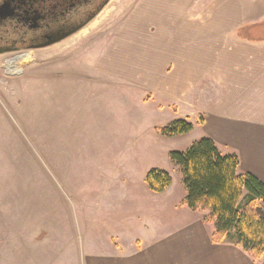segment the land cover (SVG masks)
Returning <instances> with one entry per match:
<instances>
[{
    "label": "rangeland",
    "instance_id": "rangeland-1",
    "mask_svg": "<svg viewBox=\"0 0 264 264\" xmlns=\"http://www.w3.org/2000/svg\"><path fill=\"white\" fill-rule=\"evenodd\" d=\"M141 4L110 0L67 39L0 54V223L23 221L25 239L44 230L45 242L61 246L62 234L81 240L80 230L95 242L89 253L111 254L117 244L108 237L117 228L128 250L129 235L143 238L144 224L179 230L201 213L180 206L186 191L169 157L184 152L199 130L161 135L160 127L182 118L173 104L141 96L134 79L102 67L109 65V38ZM153 168L170 174L168 192L149 188Z\"/></svg>",
    "mask_w": 264,
    "mask_h": 264
},
{
    "label": "crops",
    "instance_id": "crops-1",
    "mask_svg": "<svg viewBox=\"0 0 264 264\" xmlns=\"http://www.w3.org/2000/svg\"><path fill=\"white\" fill-rule=\"evenodd\" d=\"M263 23L264 0H143L109 38L103 52L109 65L102 67L134 79L141 96L172 103L193 123L184 135L199 130V138L238 156L239 171L264 182ZM196 211L179 230L144 224L145 238L129 235L128 250L119 245L117 228L108 237L116 248L103 255L88 252L95 242L80 230L81 240L62 234L58 246L45 242L44 230L19 235L23 221L0 223V264H262L235 245L213 243L212 224Z\"/></svg>",
    "mask_w": 264,
    "mask_h": 264
},
{
    "label": "trees",
    "instance_id": "trees-1",
    "mask_svg": "<svg viewBox=\"0 0 264 264\" xmlns=\"http://www.w3.org/2000/svg\"><path fill=\"white\" fill-rule=\"evenodd\" d=\"M192 129V122L178 118L159 132L171 137ZM169 157L182 175L186 195L181 204L204 213L203 220L213 226L211 241L230 243L253 260L260 259L264 255V182L250 172L239 171L238 156L222 153L207 136L192 141L184 152L170 151ZM171 180L170 174L159 168L145 176L155 193L164 191Z\"/></svg>",
    "mask_w": 264,
    "mask_h": 264
},
{
    "label": "flooded vegetation",
    "instance_id": "flooded-vegetation-1",
    "mask_svg": "<svg viewBox=\"0 0 264 264\" xmlns=\"http://www.w3.org/2000/svg\"><path fill=\"white\" fill-rule=\"evenodd\" d=\"M109 1L0 0V52L38 49L67 39L90 23Z\"/></svg>",
    "mask_w": 264,
    "mask_h": 264
},
{
    "label": "water",
    "instance_id": "water-1",
    "mask_svg": "<svg viewBox=\"0 0 264 264\" xmlns=\"http://www.w3.org/2000/svg\"><path fill=\"white\" fill-rule=\"evenodd\" d=\"M3 7H4V9H6L5 7H6V5H3ZM3 8H2V6H0V11L2 10ZM63 38H61L60 40H62ZM60 40H58V41H60ZM58 41H55V42H53V43H48V44H45V45H43V46H40V47H46V46H48V45H51V44H54V43H57ZM1 53H7V52H0V54Z\"/></svg>",
    "mask_w": 264,
    "mask_h": 264
},
{
    "label": "bare ground",
    "instance_id": "bare-ground-1",
    "mask_svg": "<svg viewBox=\"0 0 264 264\" xmlns=\"http://www.w3.org/2000/svg\"><path fill=\"white\" fill-rule=\"evenodd\" d=\"M16 60H17V58H14V59L12 60V66H13L14 69H16V66H15V64H14L13 62H15Z\"/></svg>",
    "mask_w": 264,
    "mask_h": 264
}]
</instances>
